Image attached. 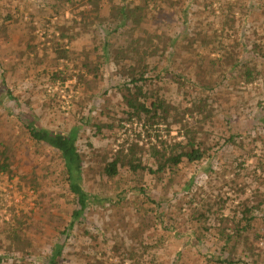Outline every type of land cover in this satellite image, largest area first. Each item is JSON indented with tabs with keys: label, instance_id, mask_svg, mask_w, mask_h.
I'll return each instance as SVG.
<instances>
[{
	"label": "rangeland",
	"instance_id": "obj_1",
	"mask_svg": "<svg viewBox=\"0 0 264 264\" xmlns=\"http://www.w3.org/2000/svg\"><path fill=\"white\" fill-rule=\"evenodd\" d=\"M118 2L0 0V165L6 164L0 169V264H44L59 238L60 264H222L221 257L229 259L225 264H264V204L248 223L242 211L264 203V171L256 162L264 161L257 103L264 104V66L247 84L240 79L243 65L211 92L196 84L218 73L210 59L232 45L242 26L243 44L252 51L255 37L264 36V0H177L172 16L151 4L146 22L128 18L115 29L117 21L107 18ZM187 2L191 12L181 31L177 17ZM126 6L138 10L136 0ZM225 20L233 29H222ZM205 29L223 43L208 52L199 46L195 55ZM129 35L153 51L146 71L160 69L172 55L175 76L157 83L173 109L169 125L124 113L125 78L104 55L107 43L123 44ZM205 97L202 113L185 110ZM29 122L61 134L79 129L82 185L92 196L68 235L62 231L74 204L64 197L69 190L61 158L30 137ZM185 128L205 141L208 160L156 174L130 167L134 157L133 163L157 168L153 148L185 141ZM231 133L243 134L240 145L224 142ZM117 157L123 164L109 176L105 166Z\"/></svg>",
	"mask_w": 264,
	"mask_h": 264
},
{
	"label": "trees",
	"instance_id": "obj_2",
	"mask_svg": "<svg viewBox=\"0 0 264 264\" xmlns=\"http://www.w3.org/2000/svg\"><path fill=\"white\" fill-rule=\"evenodd\" d=\"M72 1V0H69ZM165 1V0H164ZM163 0H136V5L138 7L137 11L129 12L126 6V0H119L115 10L108 14L107 21L116 22V28H119L122 24H125L126 19H130L132 23L146 22L148 18V8L149 6L156 7L157 9H163L167 14L170 13L172 16L173 6L176 5L177 0H170L171 2H164ZM168 1V0H167ZM189 3L187 2L179 10V15L177 19L181 24V31L187 27L186 16L190 14ZM232 6V4L229 2ZM258 9H261L260 7ZM161 11V10H160ZM245 13H242L244 16ZM6 18H9L7 16ZM173 18V17H172ZM231 18V17H229ZM228 19V18H227ZM230 22L232 19H228ZM106 21V20H104ZM228 26L227 20L224 21V31ZM229 28L233 29L230 26ZM240 35L237 34V31L233 32V43L230 47L225 45V51H222L221 55L218 57L211 58L210 61L212 65L217 66L218 73L212 77L211 80H205L204 77L198 79L196 84L202 93L211 92L214 88H219L223 80H226L230 74L234 72L239 65H243L244 69L240 70V79L244 83H250L258 75L262 73L261 68L264 66V36L255 37L252 51L247 52L248 44H243V39L245 35V29L243 26L240 28ZM141 30V29H140ZM216 33V32H215ZM215 33L208 30H203L201 35L197 36L199 39V44L195 47V55L198 52L199 46H204L205 52H208L214 46H220L223 43V37L216 36ZM227 35V34H225ZM230 35V34H229ZM179 34L170 39V45H174L177 41ZM196 38V37H195ZM151 41V38H150ZM107 42V41H106ZM110 47H105L104 60L108 62L110 59L113 60L115 66L118 68L117 71L120 76L124 77L123 88H121V98L122 102L125 105L124 113L128 119L137 118L143 119L149 125L157 124L159 122H164L167 125L170 124V120L174 119V113L172 106L166 102L163 96L159 93L158 82L162 81L163 76L171 75L175 76L171 72L170 61L172 60V55H164L167 62L160 67V69L151 71H146L145 62L148 56H151L153 51L149 48L147 42H140L137 36L129 35L127 41L123 44H113L107 43ZM157 45V44H156ZM158 46V45H157ZM166 48V47H165ZM237 48H241L240 53L237 51ZM150 49V50H149ZM157 49V48H154ZM166 52V50H164ZM163 51V52H164ZM239 53V54H238ZM247 53V54H243ZM163 55V54H162ZM252 60L253 64L250 66L247 64V60ZM159 62H162L160 58L154 59V66H157ZM215 69V68H213ZM216 70V71H217ZM2 85L4 84V78H2ZM151 86H154L152 89ZM119 90V91H120ZM8 98H14L9 90H6V95ZM206 98H203L198 103H194L193 108L185 109L186 111H196L203 112L202 106L206 104ZM259 107L262 108V115L259 118L261 123L264 122V104L262 105L261 101L257 102ZM26 128L29 132L30 137L38 142L47 145L50 148H53L58 153L62 161V171L65 177V180L68 185L69 194L67 196V203L73 202L74 208L71 210L70 221L68 226L62 231L63 235H68L71 232L73 225L83 216L84 211L87 210L88 205L91 203V194L87 192L82 185V173H83V161L81 154L77 147V137L79 129L78 127L72 128L69 133L61 134L52 132L46 128L40 127L34 122H29L26 124ZM185 141H176L173 144L165 145L163 141L162 150L154 149V154L157 157V168L152 169L142 165L140 161L135 162L134 157H130L128 164L134 170L145 169L151 174H156L159 172H165L166 169L173 170L178 164L183 162L199 163L204 161L210 156L209 147L206 146L205 141L200 139L197 135V130L191 128H185ZM243 135V134H242ZM241 134L231 133L224 142L227 143H236L241 144ZM260 135L257 134L259 139ZM256 140V139H255ZM261 143H264V140L261 139ZM132 153V152H131ZM264 156V154L262 155ZM257 166L264 171V161L259 157L257 159ZM118 164H123L121 158H116L108 162L105 166V171L107 175L111 176L117 173ZM241 163H239L240 165ZM211 163H208L210 168ZM1 170H6V164L1 163ZM192 181H190L191 183ZM261 204V205H260ZM262 204L257 203L256 205H251L249 207L245 206L242 211L243 217L246 219L247 223L252 220L254 217L253 211L260 209ZM64 250V243L59 238L56 241L50 253L47 255L44 264H60ZM220 263L225 264L229 263L227 257L218 258ZM240 259H237L239 261Z\"/></svg>",
	"mask_w": 264,
	"mask_h": 264
}]
</instances>
